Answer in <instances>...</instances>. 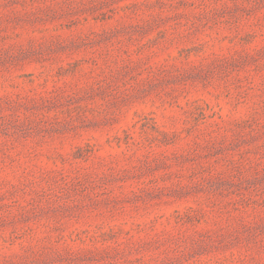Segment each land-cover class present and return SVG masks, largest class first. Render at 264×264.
Segmentation results:
<instances>
[{
	"label": "rangeland",
	"instance_id": "obj_1",
	"mask_svg": "<svg viewBox=\"0 0 264 264\" xmlns=\"http://www.w3.org/2000/svg\"><path fill=\"white\" fill-rule=\"evenodd\" d=\"M0 264H264V0H0Z\"/></svg>",
	"mask_w": 264,
	"mask_h": 264
}]
</instances>
